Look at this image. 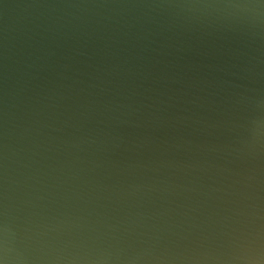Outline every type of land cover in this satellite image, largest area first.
<instances>
[{
	"label": "water",
	"instance_id": "1",
	"mask_svg": "<svg viewBox=\"0 0 264 264\" xmlns=\"http://www.w3.org/2000/svg\"><path fill=\"white\" fill-rule=\"evenodd\" d=\"M0 264H264V0H0Z\"/></svg>",
	"mask_w": 264,
	"mask_h": 264
}]
</instances>
